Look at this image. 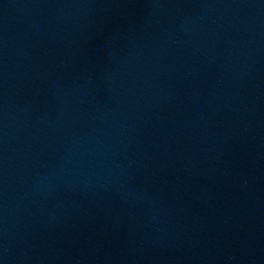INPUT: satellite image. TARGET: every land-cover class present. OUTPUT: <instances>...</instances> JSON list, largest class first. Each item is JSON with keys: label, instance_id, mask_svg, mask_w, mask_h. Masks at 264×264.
<instances>
[{"label": "water", "instance_id": "1", "mask_svg": "<svg viewBox=\"0 0 264 264\" xmlns=\"http://www.w3.org/2000/svg\"><path fill=\"white\" fill-rule=\"evenodd\" d=\"M0 264H264V0H0Z\"/></svg>", "mask_w": 264, "mask_h": 264}]
</instances>
